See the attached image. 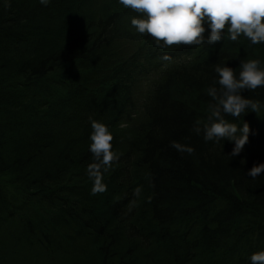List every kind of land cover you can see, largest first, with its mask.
<instances>
[{
    "label": "trees",
    "instance_id": "1",
    "mask_svg": "<svg viewBox=\"0 0 264 264\" xmlns=\"http://www.w3.org/2000/svg\"><path fill=\"white\" fill-rule=\"evenodd\" d=\"M138 15L118 0H0V264H251L264 251V173L246 174L264 163V86L241 93L259 111L224 116L249 125L239 155L203 138L215 66L264 70V43L225 29L157 47ZM93 120L118 156L96 194Z\"/></svg>",
    "mask_w": 264,
    "mask_h": 264
},
{
    "label": "clouds",
    "instance_id": "2",
    "mask_svg": "<svg viewBox=\"0 0 264 264\" xmlns=\"http://www.w3.org/2000/svg\"><path fill=\"white\" fill-rule=\"evenodd\" d=\"M39 2L47 6L49 0ZM118 3L139 14L131 19V25L139 34L151 36L157 47L212 45L221 41L225 29L233 42L243 34L253 45L264 43V0H118ZM205 24L210 29L207 38L204 36ZM259 64L260 61L255 59L240 63L238 78L232 68L220 65L214 68L220 87L208 89V95L217 103L210 106L212 122L204 126L203 138L206 142L226 139L234 143L230 157L241 153L248 142L250 129L247 123L242 127L230 124L224 116L239 118L246 109L259 111L258 101L241 95L243 90L254 91L264 86V70H260ZM91 128L89 151L99 162L89 167L90 176L97 177L92 189V194H96L106 190L99 179L100 165L111 166L118 156L111 150L113 136L107 126L93 120ZM194 131L199 134L201 129L196 127ZM186 151L191 154L194 150L187 148ZM262 173L264 163L254 165L246 174L255 179ZM135 191L138 194L140 189ZM250 261L251 264H264V251L253 253Z\"/></svg>",
    "mask_w": 264,
    "mask_h": 264
},
{
    "label": "bare ground",
    "instance_id": "3",
    "mask_svg": "<svg viewBox=\"0 0 264 264\" xmlns=\"http://www.w3.org/2000/svg\"><path fill=\"white\" fill-rule=\"evenodd\" d=\"M75 29H76V32H74V33H77V35H79V34H80V33H79V31H80L79 29H80V28H79V29H78V28H75ZM33 256H34V259L39 257V255L36 254V253H34ZM32 263H36V261H35V260H34V261L32 260Z\"/></svg>",
    "mask_w": 264,
    "mask_h": 264
}]
</instances>
